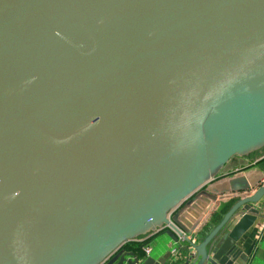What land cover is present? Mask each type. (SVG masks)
<instances>
[{"label":"water","instance_id":"obj_1","mask_svg":"<svg viewBox=\"0 0 264 264\" xmlns=\"http://www.w3.org/2000/svg\"><path fill=\"white\" fill-rule=\"evenodd\" d=\"M263 147L264 0H0V264H247L264 172L199 243L169 213Z\"/></svg>","mask_w":264,"mask_h":264},{"label":"crops","instance_id":"obj_2","mask_svg":"<svg viewBox=\"0 0 264 264\" xmlns=\"http://www.w3.org/2000/svg\"><path fill=\"white\" fill-rule=\"evenodd\" d=\"M264 172V147L258 151L253 152L248 157H233L225 167L219 172L214 180L207 183L200 191H205L208 188H216L218 191L215 195L216 201H212L208 198L203 197L197 199L193 204L187 206V202L182 203L175 211L171 214V219L179 213V223L189 232L194 229L200 219H203L198 226L204 221L199 232V240L202 239L219 223L223 214L230 209V207L237 202L239 199L234 197L248 193H253L254 190L250 189L245 193L233 192L232 186L229 184L232 179H245L250 181L252 176H261ZM264 182V179L261 181ZM199 191V192H200ZM225 191L223 194L222 192ZM197 192L194 196H196ZM193 196V197H194ZM211 198V197H210ZM221 200V202H220ZM220 203L215 214L209 217V213L212 211L215 204ZM254 208L260 210V215L257 217L254 225L244 235L239 243V247L243 254L248 256L247 264H264V232L261 233L259 225L264 222V197L260 200L257 206ZM190 233V232H189ZM136 245V244H135ZM185 243L178 242L177 244L169 241L166 245V250L169 251L171 248L178 249V256H173L166 262V264H180V259L183 256L185 249ZM152 250V246L148 244ZM166 251V252H167ZM152 252V251H151ZM151 256V253L150 255Z\"/></svg>","mask_w":264,"mask_h":264},{"label":"built area","instance_id":"obj_3","mask_svg":"<svg viewBox=\"0 0 264 264\" xmlns=\"http://www.w3.org/2000/svg\"><path fill=\"white\" fill-rule=\"evenodd\" d=\"M212 181V180H211ZM211 181H209V182H211ZM208 182V183H209ZM206 185V184H205ZM204 185V186H205ZM203 186V187H204ZM202 187V188H203ZM201 188V189H202ZM200 189V190H201ZM199 191V190H198ZM192 197V196H191ZM190 197V198H191ZM190 198H188L186 201H184L183 203H185V202H187ZM182 204V203H181ZM180 204V205H181ZM179 205V206H180ZM178 206V207H179ZM177 207V208H178ZM177 208H175V209H177ZM175 209L174 210H172L170 213H169V219L171 220V214L175 211ZM203 219H200L199 220V222H198V224L202 221ZM198 224L194 227V229L193 230H191V231H189L190 233H187V234H185V233H183L184 234V236L190 241V242H192V243H197V237H196V234H197V231L199 230V227L200 226H198ZM202 224V223H201ZM200 224V225H201ZM259 227H260V231H261V233H263L264 232V222H262L260 225H259ZM167 229V227L166 226H162V227H160V228H156V230L154 231V232H152V233H150V234H148V235H146V236H143V237H139V238H137V239H135V240H132V241H129V242H126L124 245H122V246H120V248H124V246L126 245V244H140V245H143V248H142V253H143V255L146 257V256H149L150 255V253H151V248L148 246V244H146V242L148 241V239L152 236V235H154V234H157L158 232H161V231H165ZM183 242V239L182 238H180L179 239V242ZM184 243V242H183ZM118 248L115 250V251H113L109 256H107L102 262H100L99 264H106L109 260H110V258L115 254V253H117L118 252ZM170 252H171V255L174 257V258H176L177 256H178V249L177 248H171L170 249Z\"/></svg>","mask_w":264,"mask_h":264},{"label":"trees","instance_id":"obj_4","mask_svg":"<svg viewBox=\"0 0 264 264\" xmlns=\"http://www.w3.org/2000/svg\"><path fill=\"white\" fill-rule=\"evenodd\" d=\"M170 241L168 236L164 233V231L158 232L157 234L152 235L146 244L152 246L151 256L155 259L161 258L166 253V245ZM140 244H126L124 246L125 250H133L139 247Z\"/></svg>","mask_w":264,"mask_h":264},{"label":"flooded vegetation","instance_id":"obj_5","mask_svg":"<svg viewBox=\"0 0 264 264\" xmlns=\"http://www.w3.org/2000/svg\"><path fill=\"white\" fill-rule=\"evenodd\" d=\"M127 251H130V250H127Z\"/></svg>","mask_w":264,"mask_h":264}]
</instances>
